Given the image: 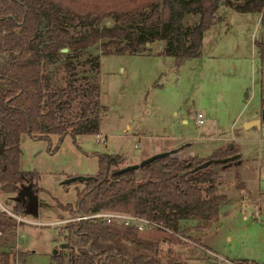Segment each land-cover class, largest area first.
Wrapping results in <instances>:
<instances>
[{"label": "trees", "instance_id": "16d2710c", "mask_svg": "<svg viewBox=\"0 0 264 264\" xmlns=\"http://www.w3.org/2000/svg\"><path fill=\"white\" fill-rule=\"evenodd\" d=\"M221 3L239 13L260 12L264 6V0H0V190L12 201L7 208L21 216L34 214L26 196H19L24 185L36 192L38 180L36 172L18 167L21 133L37 139L54 134L57 143L66 134H98V85L85 76L77 78L71 58L97 44L108 52L151 53L146 43L161 41L160 54L173 57L178 67L199 55L203 33L216 20ZM188 15L197 19L185 25ZM61 49L66 77L63 86H54L48 70ZM97 66V61L91 63L96 71ZM232 145L206 157H161L119 174L112 171L127 165L120 155H99L96 174L80 182L75 201L57 207L69 217L100 210L139 214L189 239L182 222L201 221L209 227L228 202L218 180L219 170L241 162ZM235 154L194 170L208 159ZM13 227L0 212V231ZM60 232L68 251L49 254L52 264H181L176 247L190 245L162 230L140 232L92 220L69 221ZM32 253L19 252V264Z\"/></svg>", "mask_w": 264, "mask_h": 264}, {"label": "rangeland", "instance_id": "374dc122", "mask_svg": "<svg viewBox=\"0 0 264 264\" xmlns=\"http://www.w3.org/2000/svg\"><path fill=\"white\" fill-rule=\"evenodd\" d=\"M220 5L217 15L223 19L205 31L199 55L178 67L171 56L108 52L98 44L71 58L77 78L85 76L98 85V134H66L59 143L54 134H49L48 139L20 134L18 167L38 175L37 191H31L25 199L34 214L23 217L39 224L23 223L17 229L24 250L33 252L24 258L25 262L52 264L49 254L68 251L67 245L61 246L65 239L60 229L65 222L52 223L69 218L57 204H72L81 183L61 184L63 179L93 176L99 155L122 154L126 161L138 159L153 138L154 142L164 141L156 135L168 139L198 134L199 139L207 122L217 127L209 131L212 136L224 132L230 135L234 114H240L233 123V129H238L241 120L258 106L259 79L264 74V8L260 12L239 13L228 5ZM196 19L197 16L188 15L183 23L192 24ZM37 43L33 42L34 48ZM232 43L236 45V56L228 54ZM162 44L156 41L148 47L157 51ZM66 61L61 51L48 70L54 86H63ZM94 61L98 62L97 71L91 67ZM198 111L204 113L205 124L201 126L196 125ZM182 118L188 123L182 124ZM137 143L139 146L135 147ZM201 143L197 146L204 147ZM241 148L249 170L243 171L241 179L236 177L237 173L240 175L237 167L219 170L218 189L228 202L220 207L218 220L209 227L201 221L182 222L189 239L203 249L193 244L177 246L181 264H228L216 255L233 262H263L264 222L253 217L254 207L243 204L242 197L254 196L256 192L264 197V142H242ZM183 156L187 155L179 154V150L174 154ZM11 203L9 194L0 190V205L7 208L12 207ZM261 206L264 211V203ZM12 242L11 229L2 232L0 247H9Z\"/></svg>", "mask_w": 264, "mask_h": 264}, {"label": "crops", "instance_id": "0c3cea01", "mask_svg": "<svg viewBox=\"0 0 264 264\" xmlns=\"http://www.w3.org/2000/svg\"><path fill=\"white\" fill-rule=\"evenodd\" d=\"M223 5H224V3H221L220 6H223ZM218 8H217V10H218ZM263 8H264V6H263ZM263 8H262V10H263ZM215 16H216L217 19L214 21V23L211 26L216 24L217 21L223 19V17L217 15V11L215 13ZM204 34H205V32L203 33V38H204ZM234 43H232V45H233L232 47H231L230 44L228 45V47H229L228 54L231 52L232 56H236L235 49H234V46L236 47V45H234ZM202 47H203V39H202L201 48ZM161 50H162V47H161L160 50L152 51L151 53H141V54H145V55H148V56H153L154 54H155L154 56H165V55L160 54ZM258 95H259L260 103L258 104L257 107H255L248 115H246L241 120L240 127L238 129L234 128L236 131L233 129V127H234L233 123L240 117L239 116L240 114H238V113L234 114L233 122L230 125V129L233 131L234 134L236 133V134L241 135L240 140H237V141L233 142L235 144V146L237 147V149L239 150V154L241 155V162L237 166V172H240V175H239V173H237L238 174V178L237 179H241L242 178L244 170L246 172H248V170H249V167L246 164V162H245L246 160H245L244 155L242 153L241 143L242 142H253V143L257 142V143H261L262 141L264 142V123L261 124L260 128H256V127H252V128H249V129H245L244 128V124L246 122L252 121V120H256V119L260 118L261 108L264 106V74L263 73L260 74L259 93H258ZM203 116H204V113H203ZM214 121L215 120H213V122ZM210 122H211V119H210ZM181 123L182 124H187L188 122H187V120H184L182 118L181 119ZM203 124H205V120H204ZM216 128L217 127H216V125H214V123L209 124V122H207V126H206V129H205L206 132L205 131H201L200 134H199V136L203 137V139H198V134H197V136H193V137L189 136L188 134H186L184 136H178V137L171 136V138L167 137L168 139H166V137H164V136L156 135L155 136L156 138H165L164 141L163 142H154V138H153L151 141H149L147 149L145 151L141 152L140 157L138 159H135V160H132V161L131 160L130 161H126V160H124V158L126 156L120 154V157L122 158L121 161L122 162L124 161L123 164H133V163L139 162L143 158L148 157V156H150V155H152L154 153L165 151V150H170V149H173V148H178L179 149V154L182 153V154L190 155V156L206 157V156L210 155L214 149H217V148L224 149L229 144V143L225 144L223 142V140L219 139V138L215 139V140L212 139V138H215V137H228V136H230L232 134V132H231L230 135H227L226 134L227 132L219 133L217 136H212L211 134H209L210 133L209 131H213ZM181 131H183V130H181ZM138 135L141 136V134H138ZM242 138H249L250 140H245V139H242ZM212 141H214V142L212 144H210L209 142H212ZM199 142H202L201 144H203L205 146L204 147L203 146L202 147L197 146V144ZM204 142H207V144L206 143L204 144ZM259 145L260 144H258V147H259ZM108 154H111V153H108ZM128 157H130V156H128ZM241 189L243 190V188H241ZM262 199H263V201H262V204H263L264 203V197ZM263 214H264V211H263Z\"/></svg>", "mask_w": 264, "mask_h": 264}, {"label": "built area", "instance_id": "2783aa9c", "mask_svg": "<svg viewBox=\"0 0 264 264\" xmlns=\"http://www.w3.org/2000/svg\"><path fill=\"white\" fill-rule=\"evenodd\" d=\"M196 116V125L201 126L204 122V116L203 113L198 111L195 114ZM232 134L228 137H215L212 138L213 140L215 139H222L225 144L228 143H233L237 140H240L241 135L239 134H234L233 131L231 130ZM199 139H203V137L200 136ZM245 140H250L249 138H242ZM104 143V141H102ZM135 147L139 146V143L134 145ZM262 197L259 192H256L255 195H244L242 197V203L243 204H251L254 207V212H253V217L258 220L264 222V220H261L263 210H262ZM0 212L4 213L6 217L10 218L13 223L14 227L12 228V234H13V242L9 247H0V264H19L18 260V254L19 252L24 250L23 244L20 240V235L18 234V227L20 224L27 223V224H39L33 221H30L26 218H24L21 215L15 214L12 211H10L8 208L1 206L0 205ZM76 220H92L94 222H106V223H113L117 225H122L126 227H131L135 229L136 231H146V230H162L171 234H174L181 238L184 242L193 244L201 249L203 247L196 243L195 241H192L191 239H188L186 237L181 236L179 233L172 231L170 228L166 227L163 225L161 222L143 217L139 214H132V213H124L120 211H93V212H88L85 214L69 217L67 219H61L54 221V223H67L69 221H76ZM2 234V231H0V235ZM7 256L8 259L7 261H4V257ZM221 260H224L228 264H252L251 262H233L227 259H224L218 255ZM255 264H264V260L262 263H255Z\"/></svg>", "mask_w": 264, "mask_h": 264}, {"label": "water", "instance_id": "95a60500", "mask_svg": "<svg viewBox=\"0 0 264 264\" xmlns=\"http://www.w3.org/2000/svg\"><path fill=\"white\" fill-rule=\"evenodd\" d=\"M147 46H149V43H146ZM61 51L65 52V49H61ZM264 122V106L261 108V112H260V118L259 119H256V120H252V121H248L244 124V128L245 129H249V128H252V127H256V128H260L261 127V124ZM230 147H232V143H229ZM178 148H173V149H170V150H165V151H161V152H157V153H154L148 157H145L143 158L142 160H140L139 162L137 163H133V164H127V165H124L120 168H117L115 169L114 171H112V174H119L121 172H125L127 170H137L139 169L140 167L146 165V164H149L151 163L152 161H154L155 159H159L161 157H165V156H170V157H174V154H176L178 152ZM239 154H235V155H232V156H229L227 158H220V159H208L206 161H204L203 163L197 165L194 170H198V169H201L205 166H207L208 164L214 162V163H221V162H224L228 159H231V158H234L236 156H238ZM89 178H91L90 176H73V177H68V178H65L63 179L60 183L61 184H66V183H69V182H72V181H78V182H83V181H86L88 180ZM29 193H31V190L29 189ZM61 246H65V244H62ZM52 253H55V251H53Z\"/></svg>", "mask_w": 264, "mask_h": 264}, {"label": "flooded vegetation", "instance_id": "af4514ba", "mask_svg": "<svg viewBox=\"0 0 264 264\" xmlns=\"http://www.w3.org/2000/svg\"><path fill=\"white\" fill-rule=\"evenodd\" d=\"M29 189H30L29 185L22 186V188L19 190V196H20L21 199H22L23 196H26V197L29 196L28 195ZM62 244H65V243H61V245ZM65 246H66V244H65Z\"/></svg>", "mask_w": 264, "mask_h": 264}]
</instances>
